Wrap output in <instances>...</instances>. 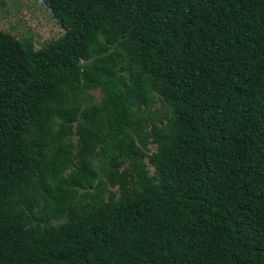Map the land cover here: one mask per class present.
<instances>
[{
  "label": "trees",
  "instance_id": "1",
  "mask_svg": "<svg viewBox=\"0 0 264 264\" xmlns=\"http://www.w3.org/2000/svg\"><path fill=\"white\" fill-rule=\"evenodd\" d=\"M40 1L58 39L0 31V264H264V0Z\"/></svg>",
  "mask_w": 264,
  "mask_h": 264
},
{
  "label": "rangeland",
  "instance_id": "2",
  "mask_svg": "<svg viewBox=\"0 0 264 264\" xmlns=\"http://www.w3.org/2000/svg\"><path fill=\"white\" fill-rule=\"evenodd\" d=\"M0 31L18 41L29 36L34 49L62 35L57 21L40 0H0ZM93 97L95 100L96 93ZM149 150L154 151V147L149 146Z\"/></svg>",
  "mask_w": 264,
  "mask_h": 264
}]
</instances>
